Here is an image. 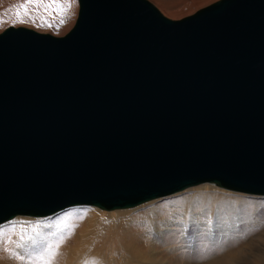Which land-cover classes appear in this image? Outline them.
I'll list each match as a JSON object with an SVG mask.
<instances>
[{
	"label": "water",
	"instance_id": "1",
	"mask_svg": "<svg viewBox=\"0 0 264 264\" xmlns=\"http://www.w3.org/2000/svg\"><path fill=\"white\" fill-rule=\"evenodd\" d=\"M203 182L264 195V0H78L63 35L0 32V223Z\"/></svg>",
	"mask_w": 264,
	"mask_h": 264
},
{
	"label": "rangeland",
	"instance_id": "2",
	"mask_svg": "<svg viewBox=\"0 0 264 264\" xmlns=\"http://www.w3.org/2000/svg\"><path fill=\"white\" fill-rule=\"evenodd\" d=\"M150 1L164 15L177 19L191 14L200 7L215 0ZM24 2L26 0H0V13H4L12 6ZM77 12L78 0H73L72 7L67 13L70 19L67 20L66 24L59 28H48L41 26L42 18L53 22L52 17L56 16V13L53 12L50 16L43 8L30 7L29 15L24 17L23 24L18 22L14 23L16 18L11 13L3 16V19L8 22L0 24V32L7 26L13 25L26 26L40 32H49L54 35H63L73 26ZM205 183L208 182L194 185L195 187L185 191L182 190L183 192L178 191L157 197L135 208L113 209L120 214L123 213V215L119 214V218L106 219L102 224V228L110 231L118 224L120 225L121 221L123 224L128 221L129 225H126L124 230L127 229L128 234L133 235V240H137L138 242L135 243L133 241L135 245H133V248H129V250L126 249L127 251L124 249L116 250V247H108L105 250H100L96 254H94L96 243H90V247L86 249V254L80 257L76 264H125L124 262L127 264L133 262V264H212L214 259L222 258L228 254H231V257L233 256L231 264H264V195H250L249 193H239L237 191H231L230 189L229 191L219 188L228 193H234L235 198L233 200H227L213 197L215 199L214 202L207 206L201 204L195 206V203L193 206L183 203L185 202L183 199L190 189L204 186L218 188L214 184L205 185ZM213 205H217L221 209L219 217L216 215L212 216L208 213L209 208H212ZM91 206H70L46 216L18 215L0 223V228L2 229H10L15 224L14 230L5 231L3 235H0V250L4 248L7 251L6 255L9 259L12 258L15 264H43L37 258L43 256L47 251V245L52 244L53 247L55 245L57 246L61 235L64 237L70 235L69 238H72L71 234L75 235L79 228L83 229L82 224H78L77 221H87L89 212L95 210ZM100 210L108 214L114 212L113 210ZM185 210L189 211L190 215H187ZM84 212L87 214L83 215ZM69 214L71 215L66 221L67 227L63 230H58L55 224ZM82 215L83 218L81 219ZM119 219L120 222L118 221ZM185 219L186 221L184 222ZM37 222L41 224V227L37 231L45 239L42 241L38 240V243L34 245L31 240L26 238L22 242L23 247H19V250H17V243H14L16 236L18 235L20 238L22 234H27L35 237L36 233L32 232V224L35 225ZM28 224L32 226L27 227L29 226ZM45 225L52 226L45 227ZM17 226L18 229H16ZM77 226H79L78 229L75 228ZM148 226L150 227V231L146 230L149 228ZM184 227L187 229L185 230ZM116 228L121 229L122 227ZM53 232L56 233L55 236L51 235ZM132 232L134 233L132 234ZM136 232L138 233L135 234ZM140 233H142V236H138ZM149 239L155 241V246L152 247L150 244L151 240ZM111 245L114 246V243L112 244L111 242ZM136 245L138 247L140 246L139 248L142 250L138 249ZM18 256H22L23 260L17 259ZM77 257H79L78 253ZM48 258L50 257L48 256ZM44 260L46 261L45 258Z\"/></svg>",
	"mask_w": 264,
	"mask_h": 264
},
{
	"label": "bare ground",
	"instance_id": "3",
	"mask_svg": "<svg viewBox=\"0 0 264 264\" xmlns=\"http://www.w3.org/2000/svg\"><path fill=\"white\" fill-rule=\"evenodd\" d=\"M175 5V4H174ZM173 6V5H172ZM204 183V182H203ZM200 184V183H199ZM206 184H210L213 185V183H205ZM197 185V184H195ZM203 185V184H201ZM199 186V185H198ZM216 186V185H215ZM195 187L194 185L189 186L187 188L182 189L183 191ZM216 188V189H214ZM224 189V190H229L226 188H222V187H197L195 189H190L187 191L186 193V197L183 199V203L188 204V205H193L195 203V206L197 204H201L203 206H207L211 203L214 202V198L213 197H219L222 199H227V200H233L235 198V196L231 193H228L227 191H223L220 189ZM182 190H179L181 192H183ZM230 191V190H229ZM233 191V190H231ZM178 192V191H177ZM239 192V191H237ZM175 193V192H174ZM241 193V192H239ZM245 193V192H243ZM172 194V193H171ZM250 194V193H249ZM217 195V196H216ZM250 195H261V194H250ZM155 199V198H154ZM152 201V199L141 202L135 206L132 207H128V209L130 208H135L138 207L140 205H143L145 203H148ZM216 202V201H215ZM224 202V201H223ZM227 202V201H226ZM220 203V202H219ZM218 204V203H217ZM221 204V203H220ZM219 204V205H220ZM230 204V203H229ZM222 205V204H221ZM74 206H79V205H74ZM91 207H94L95 210L89 212V214L87 215V221L86 222H82V221H77L78 224H82V228L80 229L79 226L75 227V228H79L75 235L71 234L72 238H69L70 235H67L64 237V240L62 243H59V246L57 247L56 245L53 247L55 249V255L52 256L51 258H48V252L46 251L43 254V257L46 259V261L50 260V264H76L77 260L82 257L84 254H86V249L89 246L90 243H96L95 246V253L99 252L100 250H105L108 247H116V250H129V248H133V245H135V243H137L138 241L133 240L134 237L133 235H129L127 229L124 230V228L126 227V225H129L128 221L125 222L123 224V222H120V219L118 220L121 224L117 225V221H116V227H122L121 229L118 228H113L110 231L106 230V228H102L103 227V223L104 221L107 219H113V218H119V212L114 211L113 209H118V208H113V209H103L100 207H97L95 205H92ZM206 208V207H205ZM222 208V207H221ZM105 210V211H114L113 213H106L101 211ZM192 209V208H191ZM195 209V208H194ZM193 209V210H194ZM190 210V209H189ZM207 210V209H206ZM220 208L217 205H213L212 208H209L208 213H210L212 216L216 215L217 217L220 216L221 212H220ZM191 212V211H190ZM152 213V212H151ZM155 213V212H154ZM185 213L187 215L189 214V211L185 210ZM206 213V212H205ZM207 213V215H208ZM120 215H123V213H121ZM199 215V213H198ZM18 216V215H17ZM46 216V215H45ZM156 216V215H155ZM197 216V215H196ZM16 217V216H15ZM143 217V216H142ZM152 217V216H151ZM207 217V216H206ZM16 219V218H15ZM79 219V218H78ZM228 219V218H227ZM130 220V219H129ZM186 221V219L184 220V222ZM234 221V220H233ZM131 222V221H130ZM134 222V221H133ZM183 222V223H184ZM76 223V224H77ZM113 223V222H112ZM208 223V222H207ZM218 223V222H217ZM75 224V225H76ZM148 224V223H147ZM29 226L27 227H31L32 225L28 224ZM187 225V224H186ZM149 227V226H148ZM155 227V226H154ZM157 228V227H156ZM16 229H18V226L16 227ZM150 229L147 228L146 230L148 231ZM184 229L186 230L187 228L184 227ZM183 229V230H184ZM72 230V229H71ZM150 231V230H149ZM159 232V231H158ZM163 232V231H162ZM18 233V232H17ZM134 232H132L133 234ZM138 232H136L135 234H137ZM149 234V233H148ZM141 235L142 233L138 234V236ZM143 238V237H142ZM72 239L73 243H72ZM105 239V240H104ZM96 240V241H95ZM104 240V241H103ZM151 240V245L152 247L155 246V241L153 239H149ZM133 241H135V243H133ZM98 242V243H97ZM114 243V246L111 245ZM148 242V241H147ZM14 243L20 244V248H22V242L20 241V238L18 237V235L16 236ZM243 243V241H242ZM15 246V245H14ZM138 249H141L138 247V245H136ZM16 247V246H15ZM19 247H17L16 249H18ZM14 249V248H13ZM14 249V250H16ZM126 250V251H127ZM142 250V249H141ZM3 251V252H2ZM5 251V252H4ZM131 251V250H130ZM139 251V250H138ZM2 252V253H1ZM77 253L79 255V257H77ZM128 253V252H127ZM7 251L3 248L0 250V264H15L14 260L12 258L9 259V257L6 255ZM113 255V254H112ZM91 256V255H90ZM131 256V255H130ZM103 257V256H102ZM129 257V256H128ZM127 257V258H128ZM89 258V257H88ZM87 258V259H88ZM232 258L231 254L225 255L222 258H218V259H214L212 264H231L232 262ZM48 259V260H47ZM110 261V260H109ZM101 262V261H100ZM102 263V262H101ZM122 263V262H121ZM125 264H127L126 262H124ZM134 263V262H133ZM133 263H129V264H133ZM103 264V263H102ZM112 264V263H111ZM117 264V263H116Z\"/></svg>",
	"mask_w": 264,
	"mask_h": 264
},
{
	"label": "snow or ice",
	"instance_id": "4",
	"mask_svg": "<svg viewBox=\"0 0 264 264\" xmlns=\"http://www.w3.org/2000/svg\"><path fill=\"white\" fill-rule=\"evenodd\" d=\"M72 3H73V0H26V2L14 5L11 8L7 9L4 13H0V24L8 22L7 20L3 19V16L8 15L9 13L15 16L16 19L14 23L18 22V23L23 24L24 17L29 15L30 7H35V8L45 9L50 16L53 12L56 13V16L52 17L53 22H49L47 19L42 18L41 26H46L48 28H53V27L59 28L65 25L67 20L70 19L67 13L71 9ZM86 214H87L86 212L83 213V215H86ZM70 215L71 214L62 218L59 222L55 224L58 230H63L65 227H67L66 221L70 218ZM83 215L81 216V219L83 218ZM51 226L52 225H45V227H51ZM40 227H41L40 222H37L35 225L32 226V232L36 233V236L33 237L31 235L22 234L20 236V241L23 242L27 238L31 240L32 244L35 245L38 243V240L42 241L43 239H45V237H43L41 233L37 231V229H39ZM14 228H15V224H13L12 228L10 229L0 228V235H3L5 231L14 230ZM51 235L55 236L56 233L53 232L51 233ZM63 240H64V236L61 235L59 238V241L57 242V247L59 246V243L63 242ZM20 246H21L20 244L17 245V247H20ZM47 252L50 258L55 255V249L53 248L52 244L47 245ZM13 255H15V253H13ZM17 259L23 260V257L18 256ZM37 259L39 261H42L43 264H50V260L45 261L43 256L38 257Z\"/></svg>",
	"mask_w": 264,
	"mask_h": 264
}]
</instances>
